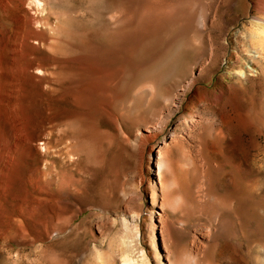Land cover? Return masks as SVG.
Segmentation results:
<instances>
[{
  "label": "rangeland",
  "instance_id": "obj_1",
  "mask_svg": "<svg viewBox=\"0 0 264 264\" xmlns=\"http://www.w3.org/2000/svg\"><path fill=\"white\" fill-rule=\"evenodd\" d=\"M113 2L0 0V264H264V72L231 54L257 14L242 4L227 31L217 16L206 62L179 50L168 100L135 95L126 68L145 70L182 13L115 25Z\"/></svg>",
  "mask_w": 264,
  "mask_h": 264
},
{
  "label": "bare ground",
  "instance_id": "obj_2",
  "mask_svg": "<svg viewBox=\"0 0 264 264\" xmlns=\"http://www.w3.org/2000/svg\"><path fill=\"white\" fill-rule=\"evenodd\" d=\"M117 1L118 2L112 3L111 8L109 4L110 20L115 25H120V24L127 25L128 23L127 19L129 20L131 15L130 11L134 12L136 15L138 14V12H141V16L143 15L142 19L148 18L149 22H152V20H155L156 22V20H160V19L161 21L164 20L170 21L173 20V17H175L176 14L181 15L182 13L183 15V19H181L182 21H180L179 24L177 23L175 24V28L177 27L175 31H181V32L176 34V36L174 35L175 37L172 35L173 33H171L170 35H166V38L164 39L165 45L162 47V49L159 50L155 58L148 60V62L145 64V68H146L145 70L143 69L140 70L138 68H137L138 70H136L133 66L132 67L129 66V68L125 66L127 67L126 69H128L126 71V76L129 84L133 83L134 81L138 82V80H141L140 85L135 89L136 90L134 93L135 95L145 94V95H149L152 98L157 96H163L166 99L171 100L173 96L178 93V90L181 89L180 87L183 81L175 80L176 82L174 81L175 83L171 87L170 92L169 91L162 92L161 85L166 79L168 72H170V70H173L177 67V63H176L177 58H181V59L183 58L182 55H178L180 54L179 50H190V51L193 50L194 52L193 57L195 61L204 59L206 62L212 59L215 56V52L211 47H206V43H205V38L207 36L206 31L212 28L214 24V20L216 19L217 16L219 17L218 23L222 27V30H220L221 28H219V30L227 31L229 25L234 23V15L237 12V10L240 9V6L242 4H246L249 10H253L254 13L257 14L252 18V20H250L251 22L249 21L250 22L249 31L251 32H250V37L247 41L249 43V46H252L253 49H248L249 46L244 45L242 46L244 47V50L242 51L239 50L240 54H238L237 51H234L231 54L232 57L235 58L237 61L240 59L241 53L248 54L246 60L251 61L252 64L257 66L260 72L262 73L264 72L263 70L264 61H262L264 60V0H228L226 4H225V0H137L138 1L137 7L130 6L128 4L129 0H117ZM134 15L132 14V16ZM139 15L140 14H138V16ZM137 24H142V23L137 22ZM137 29L140 28H136V31ZM166 29H167V25H166ZM122 36L123 35H121V38ZM162 36L164 37V35ZM125 38L126 37H124L123 39ZM252 52L256 54V57L258 58L257 61L252 60V55H251ZM242 56H244V54H242ZM127 58L129 59V57ZM200 66L201 64L198 65V67ZM194 69L195 68L190 67L191 75H193ZM161 163L158 166L159 170L163 169L164 167V164ZM161 174L162 172L159 171L158 176H161ZM170 182L171 180L167 177H165L163 183H161L160 181L159 185L161 191L166 188L172 187V183L170 184ZM172 193L174 194H172L171 197L168 196L166 197L165 195H163L165 199V203H167L168 205L173 206V204H177L180 205L181 207L183 206L189 207L191 205V202H193L191 196H188L187 194L182 195L179 193V191L178 192L172 191ZM214 218L216 217L214 216ZM167 227H168L166 229L167 238H169L170 233L179 230L176 222H170ZM209 233H211V231ZM208 253L209 252L206 253L205 249L202 251V254L197 252L193 254L192 261L197 263L199 260H201L199 257L204 256ZM172 255L173 252L170 253L168 250L166 255V260L167 261L171 260L172 264H184L185 261L183 258L178 257L177 259L175 258L172 259ZM122 261L123 264H131V260L128 258L127 255L123 257Z\"/></svg>",
  "mask_w": 264,
  "mask_h": 264
}]
</instances>
